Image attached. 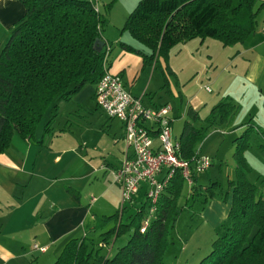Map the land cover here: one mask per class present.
I'll return each instance as SVG.
<instances>
[{"label":"trees","instance_id":"obj_1","mask_svg":"<svg viewBox=\"0 0 264 264\" xmlns=\"http://www.w3.org/2000/svg\"><path fill=\"white\" fill-rule=\"evenodd\" d=\"M21 3L24 15L13 26L0 53V155L10 147L15 135L34 142L37 128L51 107L55 110L58 101L71 99L87 85L96 86L104 70H108L105 55L110 47L94 49L95 41L102 40L104 20L92 2ZM262 6L258 0H139L121 33H127L140 48L122 43L121 47L142 56L144 64L151 65L158 59L166 63L174 46L193 39L215 38L223 47L243 44L255 33ZM235 111L236 105L228 97L204 118L188 111L178 141L179 158L191 169L189 197L202 198V209L213 200L231 199L222 235L213 241L210 253L200 264H264V180L262 188L247 181L249 169L244 158L251 133L264 137V129L259 130L249 121L236 138L235 181H230L225 194L215 182L205 187L199 185V173L194 169L199 145L207 131L225 123ZM53 118L44 125L45 134L52 132ZM197 122L206 126L197 128ZM184 182L177 172L160 194L143 233L140 230L150 209L146 194L125 223L126 206L120 205L117 214L87 224L85 235L68 241L53 264H163L162 252L179 214L178 199ZM216 190L221 192L220 196ZM96 231L101 232L97 245L89 238ZM129 234L127 243L114 256L101 254L120 236Z\"/></svg>","mask_w":264,"mask_h":264},{"label":"crops","instance_id":"obj_2","mask_svg":"<svg viewBox=\"0 0 264 264\" xmlns=\"http://www.w3.org/2000/svg\"><path fill=\"white\" fill-rule=\"evenodd\" d=\"M258 3L263 6L257 15V29L242 44L241 50L236 55L241 60L248 57L252 62L251 67L257 70L259 76L261 72H264V0H258ZM23 15L24 7L21 0H0V53L9 40L13 26ZM129 38L130 36L126 37L124 33H121V27L118 25L110 24L102 30L104 46L110 47L108 71L111 74L119 75L126 89L134 97H141L146 108L170 105L167 102L153 104L149 101L150 97L147 94L155 71L158 72L164 87L168 86V78L171 74L169 63L172 60L170 53L166 63L162 59H158V62L154 60L151 65H145L142 56L128 52L121 47V43L135 47L134 41ZM191 41L195 42L193 44L198 47L205 43V39ZM189 42L183 44V49H186ZM254 76L256 79L255 74ZM145 77H149V82L147 88L144 89L142 83ZM95 88L96 86H86L71 99L58 101L56 111L52 110L51 112V116H54L51 131L58 121L56 116L59 114L65 122L72 115L89 110L91 103L98 109L94 100ZM226 97L231 99L227 94L218 103ZM200 105V101L196 97L189 99L184 112L185 120L187 112L190 110L197 112L200 116L197 110ZM172 113L173 108L170 114L171 118ZM108 120L114 119L108 118ZM249 121L259 130L264 129V126L260 127L253 122L252 118ZM117 122L119 124H106L105 127L109 131L107 130L108 132L106 131L101 136L102 140L105 136V143L100 150L101 155L104 154L101 158L103 161L100 171H95L90 162H87L86 155L77 152L76 146L66 148L67 140L64 133L50 136L51 133L45 134L42 129L39 136L35 137L34 142L24 140L17 135L13 136L10 147L0 155V237L6 239L0 244V253H6V249L12 247H20L21 250L31 247V253L41 254L40 262L50 264L68 241L78 239L81 235L84 236L86 225L95 221L100 213H105L101 211L100 204L104 198L107 199L110 207L118 205V209L120 208L118 203L121 202V192L112 184L108 171L118 168L125 154L130 156L131 151L127 148L124 151L120 150V141L124 140V135L122 124ZM198 123L200 122L195 123L197 128ZM246 123L233 128L234 131L236 129L244 131ZM151 126L147 125V127ZM179 137L172 136V139L178 142ZM260 137L264 141V137ZM38 142L41 143L37 144ZM153 148H158L156 138L153 140ZM260 152L264 153V145L261 146ZM70 158H78L79 163H82V166H87L88 171L79 173V168H69L68 160ZM101 173V178L96 177ZM197 183L199 184L198 180ZM86 185L90 188L89 193H96V197L88 198L86 196ZM143 185L145 184L141 185L139 193L141 189L146 191V185ZM230 200V197L226 202L216 199L205 206L202 217L207 219L214 229L217 230L227 221ZM96 205H99V210L92 211ZM28 237L32 240L26 241L25 239ZM34 245L44 247L46 251L33 250ZM19 257L26 258V252H20L19 256H3V259L5 263L9 264Z\"/></svg>","mask_w":264,"mask_h":264},{"label":"rangeland","instance_id":"obj_3","mask_svg":"<svg viewBox=\"0 0 264 264\" xmlns=\"http://www.w3.org/2000/svg\"><path fill=\"white\" fill-rule=\"evenodd\" d=\"M137 2L138 0H97L98 9L104 20L103 29L110 24L118 25L122 29L126 18L133 11ZM124 35L129 37L126 33ZM196 41L199 42L200 40ZM190 42L186 49H183V44H178L169 52L172 60L169 63L171 74L168 78V86L164 87L158 72L155 71L147 94L150 97L149 101L153 104L167 102L172 106L171 135L176 137H179L181 133L182 124L186 118L184 112L189 99L196 97L200 101L201 105L197 110L200 116L204 117L222 97L227 94L231 97V101L236 105L234 115L225 123L207 131L206 137L199 145L200 152L198 155L210 160L209 168L198 174L199 185L205 187L215 182L221 188L222 194H225L228 191L230 181H235L236 164L233 156L235 140L243 131L242 129L234 131L233 128L248 122L250 118L258 126H264V72L258 76L257 70L251 67L252 62L249 61L248 57L242 60L237 57L236 54L241 50L242 44L223 47L215 38H206L205 43L199 47L193 44L195 42ZM138 48L140 47L138 46ZM254 74L256 79L255 76L253 77ZM148 80L149 77H145L143 80L144 89L148 86ZM205 87H209L210 92H207ZM52 109L51 107L46 112L39 124L35 133L36 138L46 122L52 117ZM56 117L58 121L54 124L50 136L64 133L67 140L65 142L66 148L76 146L77 152L86 155L87 162H90L95 171H100L103 161L101 158L104 156V154L101 155L100 150L105 143V136L103 140L101 136L108 130L105 127L106 124L119 123L116 120L109 121L108 117L96 109L93 103H91L89 110L72 115L68 121L63 122L60 114ZM197 126L200 128L206 125L198 123ZM263 142L259 134L252 132L250 146L244 151V158L249 169L247 181L257 188H262L264 180V153L260 152L261 146L264 145ZM119 146L120 150L124 151L126 142L120 141ZM68 162L69 168L77 167L79 173L88 171L87 166H82L83 164L79 163L78 158H70ZM100 176L102 173L99 176L96 175V177L101 178ZM110 178L112 184L118 189L119 187L114 184L111 175ZM145 187L147 188V186ZM89 189V186L86 185V196L88 198L96 197L97 194L89 193ZM189 189L188 184L184 182L178 199L179 214L173 228L168 232V244L162 252L163 264H200L210 253L213 241L222 235V226L227 223H223L217 230L214 229L211 223L202 217L204 210L201 206L202 198L189 197ZM216 192L220 196L221 192L219 190ZM145 193L146 191L141 189L140 193L134 196L133 202L125 205L124 223L127 221L128 215L133 216L135 214L136 209L144 199ZM106 200L104 198L100 202L101 211L105 213H100L98 218L115 215L119 210L118 205L110 207ZM98 207L99 205H96L92 211L99 210ZM100 233V231H96L89 234V238L93 240L95 245L101 241ZM129 236L130 234L120 236L109 249H102L101 254H108L109 257L114 256L117 250L127 243ZM82 237L83 235L78 239ZM4 240L6 241L0 237V244ZM25 240L31 241L32 238L28 237ZM30 251L31 247H25L24 250H21L20 247L6 249V253H0V264H8L5 263L3 256H19L20 252H26V258L19 257L9 264H45L39 260L41 254ZM57 257L50 264H53Z\"/></svg>","mask_w":264,"mask_h":264},{"label":"built area","instance_id":"obj_4","mask_svg":"<svg viewBox=\"0 0 264 264\" xmlns=\"http://www.w3.org/2000/svg\"><path fill=\"white\" fill-rule=\"evenodd\" d=\"M98 11L97 0H89ZM108 57L106 49L105 61ZM210 92L209 87H205ZM95 104L109 119L119 121L123 126V139L131 155L125 154L120 166L109 171L112 180L121 192V206L131 203L138 194L141 185L146 184V197L150 201L148 217L140 230L143 233L154 213V205L160 194L179 172L190 186V165L179 158V143L171 136L172 108L165 104L155 108H146L141 97H134L124 86L119 75L104 70V74L95 88ZM147 125H152L147 127ZM158 148H153V140ZM210 166L207 157H197L194 161L196 173L206 171ZM33 250L45 252L46 248L33 246Z\"/></svg>","mask_w":264,"mask_h":264},{"label":"water","instance_id":"obj_5","mask_svg":"<svg viewBox=\"0 0 264 264\" xmlns=\"http://www.w3.org/2000/svg\"><path fill=\"white\" fill-rule=\"evenodd\" d=\"M104 47V42L102 40H96L94 43V49L97 51H101Z\"/></svg>","mask_w":264,"mask_h":264}]
</instances>
